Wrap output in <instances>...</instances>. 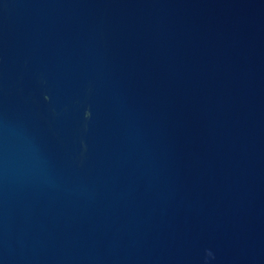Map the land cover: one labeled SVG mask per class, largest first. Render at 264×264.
Masks as SVG:
<instances>
[{
    "label": "water",
    "instance_id": "95a60500",
    "mask_svg": "<svg viewBox=\"0 0 264 264\" xmlns=\"http://www.w3.org/2000/svg\"><path fill=\"white\" fill-rule=\"evenodd\" d=\"M0 264H264V122L182 0H0Z\"/></svg>",
    "mask_w": 264,
    "mask_h": 264
}]
</instances>
